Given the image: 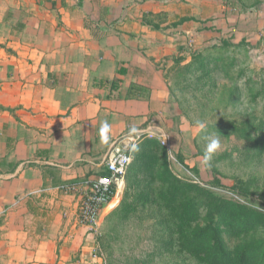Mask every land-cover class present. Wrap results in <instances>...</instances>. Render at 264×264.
<instances>
[{"label": "crops", "instance_id": "crops-1", "mask_svg": "<svg viewBox=\"0 0 264 264\" xmlns=\"http://www.w3.org/2000/svg\"><path fill=\"white\" fill-rule=\"evenodd\" d=\"M260 1L249 10L264 15ZM239 4L0 0V264H107L103 226L120 199L84 226L87 189L58 188L106 178L116 146L133 153L168 127L175 67L191 63L190 43L237 37Z\"/></svg>", "mask_w": 264, "mask_h": 264}, {"label": "rangeland", "instance_id": "rangeland-1", "mask_svg": "<svg viewBox=\"0 0 264 264\" xmlns=\"http://www.w3.org/2000/svg\"><path fill=\"white\" fill-rule=\"evenodd\" d=\"M238 1L233 9L240 33H224L217 43L223 50L207 54L204 70L175 67L174 116L132 153L133 173L117 199L123 206L103 226L107 264H137L147 257L148 264H199L186 257L178 239L205 226L215 229L221 200L239 206L253 225L238 240L220 234L231 250L264 241V219L254 217L264 216V15L249 10L260 0ZM190 50L192 59L195 47ZM192 204L201 214L199 228L187 227ZM153 233L160 241L147 242ZM136 237L141 240L134 242Z\"/></svg>", "mask_w": 264, "mask_h": 264}, {"label": "trees", "instance_id": "trees-1", "mask_svg": "<svg viewBox=\"0 0 264 264\" xmlns=\"http://www.w3.org/2000/svg\"><path fill=\"white\" fill-rule=\"evenodd\" d=\"M211 48L212 50L205 49L196 53L192 57L191 63L184 67H181L178 64L183 60V57L176 59V64L180 66L178 69L182 68L181 70L183 72L187 71L189 73L190 69H193L198 65V70H204L206 67V62H209L206 61L207 54L214 51V55L216 56L223 50V46H213ZM174 75L175 74H173V76ZM173 93L174 91L172 89V95ZM259 129L264 130V122L261 124ZM135 160L136 158L133 157L132 154V163L128 169L126 179L133 173V163ZM218 203L220 204V209L217 211V216L214 220V227H216L215 229H212L211 226H205L199 232H190L189 235H183L179 237V244L180 246L183 245L185 248L186 257L199 264H264V241L247 243L243 246H238L236 249L237 251L234 252L229 247V241L220 235L222 232L228 233L232 240H238L247 237L250 228L253 226L250 223L251 220L248 216L249 214L245 215L241 208L234 203L225 202L222 200ZM118 206L122 207L123 201L120 202ZM191 207L192 214L189 215V223L187 227L196 228L197 226V228H199L200 224L198 223L201 218V214L198 213L199 211L195 205L192 204ZM117 208L112 211L106 221H110ZM254 217H262L264 219V216L262 215L254 214ZM151 227L157 228L158 226L153 224ZM158 238L159 236L153 233L148 237L147 242H153L154 239ZM140 240L141 237L134 238V242H139ZM160 256H162V254H160ZM148 258L149 257L142 259L137 264H148Z\"/></svg>", "mask_w": 264, "mask_h": 264}, {"label": "built area", "instance_id": "built-area-1", "mask_svg": "<svg viewBox=\"0 0 264 264\" xmlns=\"http://www.w3.org/2000/svg\"><path fill=\"white\" fill-rule=\"evenodd\" d=\"M193 43H190V47ZM148 138L152 135L148 134ZM132 163V153L116 146L105 161L106 178L80 184H63L58 190L64 194H75L81 188L87 189L79 210V223L84 226H98L104 210L116 202L125 189V179Z\"/></svg>", "mask_w": 264, "mask_h": 264}, {"label": "snow or ice", "instance_id": "snow-or-ice-1", "mask_svg": "<svg viewBox=\"0 0 264 264\" xmlns=\"http://www.w3.org/2000/svg\"><path fill=\"white\" fill-rule=\"evenodd\" d=\"M213 147H215V145H213Z\"/></svg>", "mask_w": 264, "mask_h": 264}, {"label": "clouds", "instance_id": "clouds-1", "mask_svg": "<svg viewBox=\"0 0 264 264\" xmlns=\"http://www.w3.org/2000/svg\"><path fill=\"white\" fill-rule=\"evenodd\" d=\"M105 127H106V125H105Z\"/></svg>", "mask_w": 264, "mask_h": 264}]
</instances>
